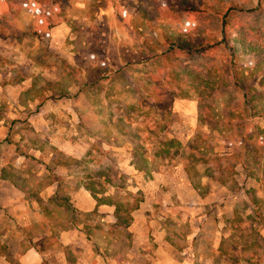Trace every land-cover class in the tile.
<instances>
[{"label":"rangeland","instance_id":"rangeland-1","mask_svg":"<svg viewBox=\"0 0 264 264\" xmlns=\"http://www.w3.org/2000/svg\"><path fill=\"white\" fill-rule=\"evenodd\" d=\"M105 1L106 7H97L99 1L70 0L68 18L53 27L42 40L32 34H22L34 19L29 10L22 8L18 11L15 8L17 13L8 18L11 34L5 39L0 37V120L7 127L4 130L7 134L0 135V174L13 177L15 186H20L19 189L27 195H33L35 189L49 183L52 178L57 177L60 190L68 192L84 185L92 176L98 189H104L105 194H112L121 201L127 200L128 193L138 190L144 195L147 185L156 181L154 186L149 185L157 193L153 195L144 222L150 229V241L156 238L153 233L162 229L164 241L170 245L174 256L182 260L180 252L184 251L185 257L190 258L186 264H232L224 256L219 257L215 247L223 235L231 233L227 218L237 210L245 220L238 236L251 242L245 252L249 261L241 264H264V181L249 177L242 186L243 170L225 183L213 181L205 176L207 164L204 163L197 165L199 173L191 168L189 175L182 157L175 159L167 170L151 174L130 165L133 145L117 126L118 111L126 105L138 104L141 95L153 96L150 89L155 85L151 79L162 63L160 59H150L151 49L161 51L166 36L178 33L183 22L169 19L147 21L137 12L136 0ZM238 1L251 6L260 3L264 7V0ZM244 22L263 25L264 12L257 18H244ZM226 58L224 53L223 59ZM248 58L249 55L241 52L238 61L243 63ZM200 61L196 59V63ZM246 75L250 80L258 79L251 70ZM175 90L178 92L179 88L175 87ZM241 99L240 92L235 98L228 93L219 95L217 109L224 112L225 103L230 100V105L235 107L234 102L240 104ZM197 105L195 91H191L187 98L177 96L169 132L163 126L165 120H162V126L158 125L161 121L159 111L134 114L132 125L140 124L145 129L157 130L160 138L161 133L168 132L183 145L193 141L197 135L202 138L208 136L214 152L201 150V154L195 150V156H188V153L183 156L192 160L193 165L194 159L214 161V153L222 155L231 150L220 139L218 131L209 136L211 129L198 120ZM255 111L257 122L264 128V98L258 102ZM32 129L41 137L43 150L30 149L22 144V150L28 156L22 158L20 168L1 166L5 158H9L10 163L17 160L21 154L14 143L21 140L22 134L30 138ZM160 138H153L155 143L148 142L150 147L160 143ZM9 140L12 143L5 156ZM52 147L61 153L51 154ZM187 150L185 148L184 153ZM260 164H264V156ZM210 166L213 170V165ZM103 170L115 177L114 185L106 182L104 177L94 176ZM40 173L41 180L37 178ZM61 173L65 176L61 177ZM17 177H20L18 182ZM15 191L14 188L5 192L9 197L7 200L0 195V259H3L1 254L6 244L3 236L11 222L16 220L4 204L13 202L10 195ZM59 200L69 206L72 203L69 198ZM42 203L40 215L29 210L28 216L22 218L23 222L36 221L24 229L25 234L17 227L11 232L8 257H15V247L21 235L24 236L22 246L31 248L35 234L43 236L50 232L45 226L52 223L62 228L69 224L72 216L76 224L82 223L86 228L89 225L94 235L99 231L95 225L102 224V232L107 237L90 242L96 252L107 257H127L131 248L135 249L133 245L141 243L129 228L112 227L113 218L104 220L97 213L88 215L77 211L72 214L71 210L57 208L46 199ZM27 237L32 238L31 242ZM43 237L38 246L47 250L51 241L47 236ZM71 254L75 257L74 252Z\"/></svg>","mask_w":264,"mask_h":264},{"label":"trees","instance_id":"trees-1","mask_svg":"<svg viewBox=\"0 0 264 264\" xmlns=\"http://www.w3.org/2000/svg\"><path fill=\"white\" fill-rule=\"evenodd\" d=\"M93 1H99L97 7L107 6L105 0ZM69 2L70 0H0V37L5 39L10 36L12 30L8 18L17 13L15 8L18 11L25 8L33 14L34 19L22 34H32L42 40L53 27L68 18ZM134 4L137 12L147 21L169 19L183 22V26L178 33L166 36L161 51L151 49L150 59H160L162 63L158 73L151 79L155 85L154 89L149 88L153 91V96L141 95L138 104L126 105L118 111L117 126L133 145L130 164L139 171L151 174L167 170L175 159L182 157L189 175L191 168L199 173L197 165L204 163L207 164L205 175L221 183L233 180L239 170H243L245 174L242 186L249 177L264 181V164H260L264 156V128L257 122L255 113L258 102L264 98V24L248 25L244 22V18H257L264 12V7L260 3L251 6L238 0H136ZM241 52L249 55L243 63L238 61ZM218 53H221L219 57ZM224 53L226 59H223ZM197 58L201 59L199 63H196ZM248 70L253 71L258 79L255 77L250 80L246 75ZM175 87L179 88L178 92ZM191 91L198 95L199 122L211 129L209 136L218 131L220 139L231 150L222 155L214 153V161L208 158L201 161L194 159V165L183 154L195 156V150L214 152L208 136L202 138L197 135L193 141L183 145L179 139L168 134L173 121L174 99L177 96L187 98ZM237 92L242 94L241 103L237 104L235 101L233 107L229 100L225 103L224 112H220L216 106L218 96L228 93L231 98H235ZM146 107L148 109L144 111ZM141 111L146 114L159 111L161 121L158 125L165 120L163 126L167 127L168 132L161 133L160 138L157 130L145 129L140 124L132 125L133 115L138 116ZM31 133L30 138L22 134L21 140L15 143L18 153L26 157L28 155L22 150V144L30 149L43 150L41 137L34 129ZM155 137L160 138L161 142L150 147L149 144L156 142L153 139ZM185 148L188 149L186 153ZM52 151L54 154L61 153L55 147H52ZM200 153L203 154L202 151ZM210 164L213 165V170ZM94 176L104 177L106 182L114 185L115 177L106 170L99 171ZM89 177L91 180L84 183L85 188L98 204L115 206V226L128 228L133 221V211L140 208L144 201L143 193L140 190L128 193L127 200L121 201L112 194H105L104 189H98L97 182L92 176ZM227 223L231 233L222 237L218 256H224L232 264L248 262L245 252L251 242L238 236L244 228V217L235 210L227 218Z\"/></svg>","mask_w":264,"mask_h":264},{"label":"crops","instance_id":"crops-1","mask_svg":"<svg viewBox=\"0 0 264 264\" xmlns=\"http://www.w3.org/2000/svg\"><path fill=\"white\" fill-rule=\"evenodd\" d=\"M3 122L4 121L1 119V137L7 134L4 131L7 127L4 126ZM7 144L8 145H6L5 148V156L8 155V152L6 153V150H9L11 147L10 142ZM63 146L65 147V145ZM51 154H53V152H51ZM21 155H19L17 160H13V162L11 163L9 158H5L4 160H2L3 165L1 164V166L6 167L7 165H12L16 168H20L21 162L23 160L22 158H26L25 155H23L22 157ZM18 164L20 165L18 166ZM60 176L62 177L65 175H62L61 173ZM205 176L208 177L207 175ZM37 178H39V180L43 179V177H41V173L37 175ZM18 179H20V177H17V182L19 181ZM154 182L156 181H153V183ZM153 183H149L147 185L146 190L144 191V201L141 203L140 208L133 211L132 213L133 221L128 228L132 232H135L137 237L141 240V243L137 245L134 244L133 247L135 246V249L131 248L130 253L127 255V257H107L102 252H96L90 241L93 239L95 242L96 239H105L107 237L102 232V224L99 223L95 225V228H97L99 231L94 235V233L90 232V227L88 224V228H86V226L82 223L76 224L73 216L70 218L69 224L62 228H58L52 223L48 226H45L50 229L49 233L46 232L47 235H43L47 236V239L51 241V243H49L48 245L47 250H44L38 246V243L42 241V238H45L40 234H35L33 239L31 237H27L29 242H31V239L34 242L31 248L27 247V249L22 246L24 245V236L21 235L15 247V257H8L7 251L11 247L8 241L11 236V232L16 230L15 228L17 227L19 229H22L23 233L25 228L30 227L31 224H35L34 222L36 221L23 222L22 218H26L28 216L26 214L29 213V210H32L34 213L38 212V215H40L42 210L40 207L41 204H43V199L53 202V204L57 205L53 206L57 208L59 206L63 208L64 211L71 210L72 214L74 211H77V213H87L88 215L91 213H97L104 220L108 217L113 218L114 221L111 225L112 227H116L114 225L115 206L107 203L98 204L97 200L92 196L90 191L85 188L84 185L77 186L76 188H74V190L70 189L68 192H64L63 190L61 191L60 180L57 177L50 179L49 183L44 184L43 186H41V188H38V190L35 189V191H33V195H27L26 192L19 189L20 186H18V188L15 186V180L13 179V177H11L10 175L0 174V195L6 197L4 199H9V197H7L8 195L5 194L6 191H10L14 188L16 189L15 193L12 192L13 195H10V198L11 200H13V202L7 205L4 204L7 212L13 215L16 220L15 222H11V227H9V230H7L8 232L3 236L5 238L6 244L4 253L1 254V257L3 256V259H0V261H2V264H186V261H188V259L190 258L185 257L184 251L180 252L181 254H183L182 260H180L178 256H174L173 250L171 249L170 245L166 244V242L164 241V230L158 229L156 233H153L155 234L156 238L152 241L149 240L150 238L148 234L150 229L149 227L144 225V222L146 221V211L150 207V202L153 199V195L157 193L155 192L156 189L152 190L149 187L150 184L154 186ZM28 194H30V192H28ZM26 195L32 198L28 199ZM99 196H101V194H99ZM59 198H69L72 203L70 204V206L66 205V203H62ZM221 239L222 238H220V241ZM220 241L217 247H215L216 252L219 251ZM83 248L85 250H83ZM73 252L75 253V257H71V253ZM215 256H217L216 253ZM207 264L210 263L208 262Z\"/></svg>","mask_w":264,"mask_h":264}]
</instances>
